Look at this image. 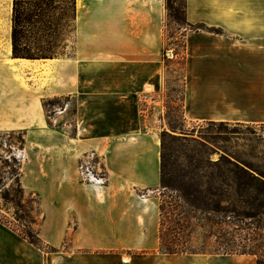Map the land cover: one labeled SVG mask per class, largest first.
I'll return each instance as SVG.
<instances>
[{
    "label": "crops",
    "instance_id": "crops-1",
    "mask_svg": "<svg viewBox=\"0 0 264 264\" xmlns=\"http://www.w3.org/2000/svg\"><path fill=\"white\" fill-rule=\"evenodd\" d=\"M14 1L0 0V133H25L21 181L41 196L40 236L54 248L0 222V264H245L160 250V122L142 96L164 84L166 0H75L74 53L47 58L14 56ZM185 4L200 26L184 36L186 121L264 124V0ZM65 97L74 119L68 104L54 117L74 134L44 104ZM91 156L101 182L79 172Z\"/></svg>",
    "mask_w": 264,
    "mask_h": 264
},
{
    "label": "rangeland",
    "instance_id": "rangeland-1",
    "mask_svg": "<svg viewBox=\"0 0 264 264\" xmlns=\"http://www.w3.org/2000/svg\"><path fill=\"white\" fill-rule=\"evenodd\" d=\"M179 9L178 13L184 16L185 0H171ZM75 0H21L18 10L23 13L40 11L41 16L33 17L31 22H23V31L20 38V48L22 54H33L37 56H62L74 53L75 47ZM167 7L166 0V41L163 51L165 63V78L161 90L149 91L154 98L142 105L146 113H155L160 123L157 129L160 136L164 131L170 136L166 137V154L170 167L176 172L191 170L193 173L203 175L210 173L213 169L200 166L201 159L210 158L216 161L223 156L234 160H239L242 164L250 165L253 169L264 173V124L246 123H212V122H188L183 111L184 97V62H185V33L188 25L184 22L176 21ZM155 94V95H154ZM154 95V96H153ZM69 105L68 119H74L75 101L73 98L65 97L60 99L55 105H47V114L51 119V126L61 130L68 124L71 133L74 134V123H63L56 121L54 112L59 111V106ZM25 133L23 131H9L0 133V188L12 189L16 178L21 171L24 158ZM19 155V156H18ZM17 157V158H16ZM20 157V158H19ZM95 157L91 156L88 161L83 158L81 163H89L94 168ZM96 168H94L95 170ZM99 172V170H95ZM0 189V208L2 213L10 219H14V204L9 202L4 204ZM13 191V190H11ZM167 190L161 188L160 200L162 201ZM242 198L246 199L252 195L264 198V194L253 189H243ZM28 195V194H27ZM8 207L7 211L5 208ZM241 224L243 226L242 235L244 243H251L254 252L248 254L245 264L250 261L260 259L264 264V207L242 205ZM247 213H256V220L259 226L254 229L250 225L253 219ZM205 226L196 229L194 241L203 243L202 234L210 229ZM250 233H256L255 239L250 240ZM258 264V263H257Z\"/></svg>",
    "mask_w": 264,
    "mask_h": 264
},
{
    "label": "trees",
    "instance_id": "trees-1",
    "mask_svg": "<svg viewBox=\"0 0 264 264\" xmlns=\"http://www.w3.org/2000/svg\"><path fill=\"white\" fill-rule=\"evenodd\" d=\"M21 0H15L13 5V54L16 57L47 58L53 56H37L22 54L20 38L23 22H31L33 17L41 16L40 11L23 13L18 10ZM49 3L54 0H48ZM74 1V0H73ZM168 9L173 12L176 21L188 25L187 29L197 28L190 23L186 16L184 3V16L178 13V8L167 0ZM22 29H21V28ZM186 29V30H187ZM185 49V43H184ZM60 99L45 100L47 105H55ZM212 123H216L211 121ZM224 123V122H220ZM164 131L161 135V187L167 190L160 204V250L164 253H194V254H252L254 247L251 243H244L241 224L242 205L264 207V198L252 195L242 198L243 189H253L264 194V173L253 169L250 165L242 164L227 156L213 161L210 158L201 159L200 166L213 169L210 173L199 175L191 170L176 172L167 159L166 137ZM25 143V140L23 139ZM17 158V157H16ZM22 170V169H21ZM20 171L12 189H1L4 204L13 202L14 219L2 213L0 208V222L10 227L35 246L48 251L54 247L46 243L40 236V226L44 222L45 214L42 208L41 196L38 192H27L21 181ZM13 190V191H11ZM28 194V195H27ZM9 208L6 207L7 211ZM9 212V211H7ZM252 216L249 222L255 228L259 226L256 213H247ZM204 220L210 227L202 234L203 243H197L196 229L204 227ZM250 240L255 234L250 233ZM260 259L257 260L258 264Z\"/></svg>",
    "mask_w": 264,
    "mask_h": 264
},
{
    "label": "built area",
    "instance_id": "built-area-1",
    "mask_svg": "<svg viewBox=\"0 0 264 264\" xmlns=\"http://www.w3.org/2000/svg\"><path fill=\"white\" fill-rule=\"evenodd\" d=\"M154 101V98L149 94V89L145 92V94L142 96V105H144L147 102ZM19 156V155H18ZM24 156V155H23ZM20 158V157H19ZM79 172L82 176V178L88 182H101L103 181V175H101L100 172H97L94 170V168L89 164H83L81 163L79 165ZM146 193H143L142 196H145Z\"/></svg>",
    "mask_w": 264,
    "mask_h": 264
},
{
    "label": "bare ground",
    "instance_id": "bare-ground-1",
    "mask_svg": "<svg viewBox=\"0 0 264 264\" xmlns=\"http://www.w3.org/2000/svg\"><path fill=\"white\" fill-rule=\"evenodd\" d=\"M149 91H152V89L150 88Z\"/></svg>",
    "mask_w": 264,
    "mask_h": 264
}]
</instances>
